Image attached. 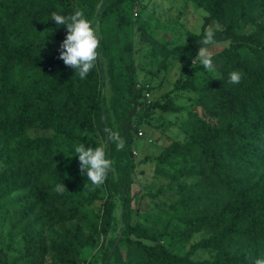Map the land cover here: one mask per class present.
<instances>
[{"label":"trees","instance_id":"16d2710c","mask_svg":"<svg viewBox=\"0 0 264 264\" xmlns=\"http://www.w3.org/2000/svg\"><path fill=\"white\" fill-rule=\"evenodd\" d=\"M138 1L103 0L99 12L100 53L119 67L112 108L124 147L117 150L110 141L105 151L113 168L92 190L75 146L93 147L86 132L107 135L102 66L97 61L83 80L66 66L59 55L67 28L51 18L54 11L67 16L78 8L73 0H0V199L21 227L22 256L29 264H94L83 253L107 240L119 195L125 227L104 262L113 257L115 264H254L264 259V0H194L207 11L201 30L189 31L183 43L173 46L168 26L154 16L144 24L141 12L134 16ZM86 3L83 11L92 21L96 5ZM212 22L222 24L210 29L212 45L229 44L212 54L217 77L199 86L197 73L206 69L196 63L197 53ZM246 26L255 29L245 32ZM137 28L164 58L177 57L185 77L175 88L201 95L204 115L189 112L186 139L157 158L160 166L174 169L175 207L182 208L186 232L208 233L184 255L164 244L163 233L131 219L133 147L141 125L154 110H182L172 99L144 102L146 88L137 81ZM232 71L241 73L239 84L228 82ZM34 130L49 132L33 136ZM61 182L68 191L58 194L54 188ZM199 248L214 255L194 259ZM0 261L9 264L2 248Z\"/></svg>","mask_w":264,"mask_h":264},{"label":"rangeland","instance_id":"374dc122","mask_svg":"<svg viewBox=\"0 0 264 264\" xmlns=\"http://www.w3.org/2000/svg\"><path fill=\"white\" fill-rule=\"evenodd\" d=\"M73 1L78 9L83 10L88 6L86 0ZM93 1L96 10L92 16V21L102 40L99 12L103 0ZM142 5L145 6L144 9H141ZM139 12L142 13L141 17L144 24L147 23L148 17L154 16L160 23L171 29L169 30L171 33L168 34L171 46L183 43L189 31L200 32L204 17L207 15V11L194 0H139L134 8V16L137 17ZM139 23L137 26L140 25ZM108 27L113 34L114 26L110 23ZM220 27H222L220 22H212L208 30ZM254 29L253 26L244 27L245 32ZM49 33L54 34L53 32ZM228 44L229 42H222L208 46V48L212 54H215L227 47ZM101 57L100 64L104 78L102 94L105 97L110 119L108 129L116 132L112 105L114 86L120 82L119 67L104 52H101ZM135 59L138 66V84L146 88L144 102L149 103L155 100L165 102L167 99H172L174 103L182 107V110L181 112L154 110L141 125L143 135L139 134L133 147L137 166L132 188L134 200L131 219L133 223H141L153 231L163 233L164 244L174 252L184 255L189 252L193 244L207 236L208 233L190 235L186 232L180 219L182 208L175 207L179 193L177 192V181L173 176L174 169L169 166H160L157 163V158L172 143L183 142L186 139L183 124L187 120L189 112L196 111L204 115L200 103L201 95L195 90L183 91L175 88L178 79L185 77V71L177 57L164 58L152 42L142 39L138 28L135 31ZM200 62L198 56L196 63ZM213 65V71L206 70L197 73L199 86H202L207 80L217 77L219 65ZM48 132L34 130L31 134L34 136ZM86 136L93 147L103 146L106 149L111 141L108 133L104 136L93 131L86 132ZM147 157L150 160L144 161ZM70 162L71 155H67L65 163L70 164ZM194 180L195 178H189L187 182ZM115 200L117 203L115 220L107 240L104 243L100 242L95 248L86 249L83 253L84 257L94 264H115L113 257L105 262L103 260L106 253L113 251V243L119 238L125 227L120 196L117 195ZM102 202L103 200L97 201L95 208L99 209ZM12 213L13 210L8 209L4 201L0 199V248L6 252L9 264H29L22 256L25 242L20 233L21 227L14 224ZM213 255V250L199 248L195 250L192 257L202 260L211 258ZM0 264H2L1 261ZM47 264L52 263L48 262Z\"/></svg>","mask_w":264,"mask_h":264},{"label":"clouds","instance_id":"9594fccd","mask_svg":"<svg viewBox=\"0 0 264 264\" xmlns=\"http://www.w3.org/2000/svg\"><path fill=\"white\" fill-rule=\"evenodd\" d=\"M51 18L58 25H66L67 28L66 38L60 45L59 59L63 60L66 66L74 68L81 80L85 79L96 66L97 61L102 59L99 50L101 37L97 28L81 9H77L73 14L67 16L54 11L51 13ZM200 43L203 46L198 49L197 54L201 64L204 69L213 71L212 53L207 46L215 43L214 32L205 31ZM241 79L240 72L232 71L229 73V83L239 84ZM105 132L109 134L110 140L116 144L117 150H122L124 144L119 133L108 128H105ZM75 153L79 158L81 174H86L88 182L93 186L92 190L102 186L113 168V161L108 158L105 148L103 146L86 147L84 143H80L75 146ZM66 190L63 182L56 184L54 188L58 194H63ZM254 264H264V259H256Z\"/></svg>","mask_w":264,"mask_h":264},{"label":"built area","instance_id":"2783aa9c","mask_svg":"<svg viewBox=\"0 0 264 264\" xmlns=\"http://www.w3.org/2000/svg\"><path fill=\"white\" fill-rule=\"evenodd\" d=\"M138 86L140 87L141 85L140 84H138ZM139 134L140 135H143V131L140 129V131H139Z\"/></svg>","mask_w":264,"mask_h":264}]
</instances>
